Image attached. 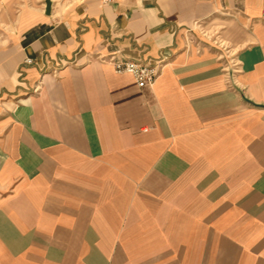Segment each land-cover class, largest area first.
Wrapping results in <instances>:
<instances>
[{
	"label": "crops",
	"instance_id": "obj_1",
	"mask_svg": "<svg viewBox=\"0 0 264 264\" xmlns=\"http://www.w3.org/2000/svg\"><path fill=\"white\" fill-rule=\"evenodd\" d=\"M75 1L0 41V264H264V0Z\"/></svg>",
	"mask_w": 264,
	"mask_h": 264
},
{
	"label": "rangeland",
	"instance_id": "obj_2",
	"mask_svg": "<svg viewBox=\"0 0 264 264\" xmlns=\"http://www.w3.org/2000/svg\"><path fill=\"white\" fill-rule=\"evenodd\" d=\"M75 2V0H17L7 5L9 2L0 0V41L10 39L13 33L17 31L18 26L20 27L26 24L25 21H23L25 20V13H38L42 17H46L51 22H54L59 19L60 9L75 4ZM120 3L124 4L127 2L120 0ZM6 5L8 7H6ZM8 9L13 16L6 15L9 12ZM230 20L237 22L239 26H246V28H249L251 24L250 21H246L232 12H218L208 20L197 21L193 24L185 33L186 41L198 43L201 47L205 45V43L210 44L213 48L216 49L217 47L221 51L224 46V43L221 45V39H219L222 30L221 25L226 27L227 25L225 24H227V22L230 24ZM166 56L165 60L159 61L160 65L165 66L169 59H171L172 54L168 52ZM160 57L161 54L150 64L154 65V63L160 60Z\"/></svg>",
	"mask_w": 264,
	"mask_h": 264
},
{
	"label": "built area",
	"instance_id": "obj_3",
	"mask_svg": "<svg viewBox=\"0 0 264 264\" xmlns=\"http://www.w3.org/2000/svg\"><path fill=\"white\" fill-rule=\"evenodd\" d=\"M110 2V0H106ZM167 52L161 53L158 62L151 65L145 62H135L126 60L122 57H110L107 61L116 74H129L133 77L138 88L142 89L150 86L162 70L163 66L159 61L166 59ZM162 58V59H161ZM30 63V60L26 61Z\"/></svg>",
	"mask_w": 264,
	"mask_h": 264
}]
</instances>
